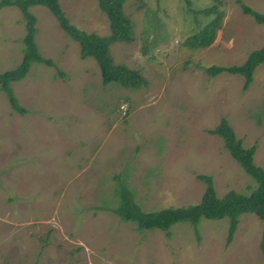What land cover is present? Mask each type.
<instances>
[{"label":"rangeland","instance_id":"374dc122","mask_svg":"<svg viewBox=\"0 0 264 264\" xmlns=\"http://www.w3.org/2000/svg\"><path fill=\"white\" fill-rule=\"evenodd\" d=\"M69 22L110 34L97 0H58ZM264 0H126L132 40L110 46L114 63L138 70L136 89L103 85L94 58L52 13L35 5V42L51 65L33 64L12 84L25 112L0 91V264H264L262 222L242 213L226 244L228 219H202L197 233L178 222L171 234L137 229L110 211L122 181L143 211L197 203L212 178L216 194H247L256 184L208 130L225 117L264 170V63L244 78L204 69L240 64L264 43ZM211 45L186 47L216 14ZM210 10L208 14L206 11ZM25 20L0 9V72L23 54Z\"/></svg>","mask_w":264,"mask_h":264},{"label":"trees","instance_id":"16d2710c","mask_svg":"<svg viewBox=\"0 0 264 264\" xmlns=\"http://www.w3.org/2000/svg\"><path fill=\"white\" fill-rule=\"evenodd\" d=\"M217 1V0H212ZM126 0H97L99 9L106 15L110 34L99 36L94 32H86L72 25L65 13L60 9L58 0H0V9L5 6H15L25 20V34L23 36V54L20 63L13 69L0 72V91L7 96L11 107L20 113L25 110L18 102L12 84L22 80L33 64L51 65L50 59L42 57L37 51L35 42V16L29 11L31 6L46 7L55 18L60 29L79 44L80 57L94 58L98 65L103 85L115 82L123 88L136 89L143 82L138 70L128 68L123 64L114 63L110 54V46L116 42L129 43L132 40V24L123 11ZM244 15H248L257 24L264 25V14L251 10L242 5ZM216 16L208 21L202 29L187 38L186 47L193 49L211 45L216 38L217 30L221 26L223 15L213 7L210 9ZM206 11V14L210 13ZM264 63V43L247 52V56L240 64L230 66L212 65L204 69L211 76L222 72L238 74L244 78L243 88L246 89L252 79L256 67ZM223 141L224 148L243 172L256 184L255 189L247 194L229 190L219 197L216 194L212 178L199 176L204 182L205 189L200 200L195 204L179 207H168L153 211H143L135 202L131 192L122 181L114 186L116 203L110 211L119 219L132 222L137 229H160L171 234V229L178 222H187L197 233V226L202 219H228L226 244H229L239 223L242 213L254 214L262 222V232L259 248L264 261V170L254 164L256 147H243L242 140L236 137L233 128L225 117L213 128L208 130Z\"/></svg>","mask_w":264,"mask_h":264}]
</instances>
